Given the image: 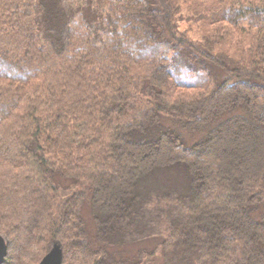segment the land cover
<instances>
[{"label": "trees", "instance_id": "1", "mask_svg": "<svg viewBox=\"0 0 264 264\" xmlns=\"http://www.w3.org/2000/svg\"><path fill=\"white\" fill-rule=\"evenodd\" d=\"M81 1L0 0L2 264H264V0Z\"/></svg>", "mask_w": 264, "mask_h": 264}, {"label": "rangeland", "instance_id": "2", "mask_svg": "<svg viewBox=\"0 0 264 264\" xmlns=\"http://www.w3.org/2000/svg\"><path fill=\"white\" fill-rule=\"evenodd\" d=\"M81 2H82L81 0H64L65 5L67 7H69V8H72L75 5H77L75 7L78 8L79 5H81ZM181 24H182L183 27H185L187 25L186 21H182ZM84 213H85V218L87 219V222H88L89 226L91 227L90 214H89V211L86 208H84ZM3 237L5 238V236H3ZM55 245H59L57 247H59L60 249H63L62 245L59 242H55L53 244L52 248ZM141 245H143V244L142 243H140L138 245L137 244H131V245L126 246L125 247V251H124V255L127 256L130 259H134V256H135V254L137 252V248L139 246H141ZM147 245L150 246V244H147ZM62 255H63V250H62ZM154 259L156 261L155 264H165L163 259H162V257H161V254L158 252V249H156V251H155Z\"/></svg>", "mask_w": 264, "mask_h": 264}, {"label": "water", "instance_id": "3", "mask_svg": "<svg viewBox=\"0 0 264 264\" xmlns=\"http://www.w3.org/2000/svg\"><path fill=\"white\" fill-rule=\"evenodd\" d=\"M55 245L40 261L39 264H63L62 249ZM8 241L0 235V264L4 263L7 255Z\"/></svg>", "mask_w": 264, "mask_h": 264}]
</instances>
